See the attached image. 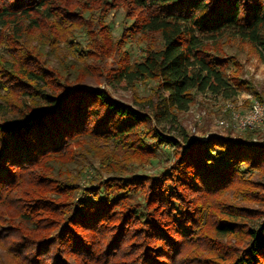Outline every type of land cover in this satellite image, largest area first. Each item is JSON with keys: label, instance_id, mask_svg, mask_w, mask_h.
Here are the masks:
<instances>
[{"label": "trees", "instance_id": "trees-1", "mask_svg": "<svg viewBox=\"0 0 264 264\" xmlns=\"http://www.w3.org/2000/svg\"><path fill=\"white\" fill-rule=\"evenodd\" d=\"M89 1L157 39L105 77L112 88L153 82L151 97L127 104L87 87L49 67L57 37L29 41L71 21L79 0H0V264H264V145L252 133L178 140L162 126L195 94L231 101L245 88L217 41L237 38L264 60V0ZM84 143L107 174L87 187L72 175ZM163 145L173 160L159 175L127 170Z\"/></svg>", "mask_w": 264, "mask_h": 264}, {"label": "rangeland", "instance_id": "rangeland-1", "mask_svg": "<svg viewBox=\"0 0 264 264\" xmlns=\"http://www.w3.org/2000/svg\"><path fill=\"white\" fill-rule=\"evenodd\" d=\"M89 4V0H79V7L75 9L71 21L54 20L61 26L38 29L29 34V41L36 43L40 37L45 40L57 37L56 48L46 46L45 51L48 53L46 57L50 59L47 62L49 67L60 69L62 73L75 70L74 76L77 75L79 79L86 77L87 87L104 88L113 98L127 104L151 97L150 89L154 85L153 82L140 81L132 86L120 84L112 88L105 77L108 76L107 69L113 60L125 59L129 63L140 61L146 45L154 43L157 39L148 37L146 39L143 35L125 31V26H128L132 19L126 17L124 9H111L105 15L99 7L95 9L86 6ZM71 25L72 28L69 27ZM217 42L224 55L230 59L233 57L240 65L238 80L247 82V85L240 89L238 95L231 101L195 94L194 102L189 108L177 113L178 123L173 127L165 126L163 123L165 130L162 129L169 132L166 134L169 137L180 140L186 135L189 139L200 142H205L210 135L238 142L244 140L248 133H252V141L264 145V121L253 130H239L230 116L231 111H235L238 116L244 115L254 102H258L264 109V60L259 59L251 45L237 38L222 36ZM108 48V53L105 54ZM0 56L5 59L8 56L7 50L1 46ZM229 65L231 67V61ZM0 95L5 96V92L0 90ZM229 105H232L231 111ZM5 114L6 120H13L16 117L15 109L8 106ZM220 119L228 126H219ZM91 146L84 143L76 151L78 165L72 169V175L81 187H87L93 177H107L99 165V156L93 154ZM172 149L168 145L160 146L156 149L155 158L148 164L142 167L129 166L127 170L137 176L159 175L173 160Z\"/></svg>", "mask_w": 264, "mask_h": 264}, {"label": "built area", "instance_id": "built-area-1", "mask_svg": "<svg viewBox=\"0 0 264 264\" xmlns=\"http://www.w3.org/2000/svg\"><path fill=\"white\" fill-rule=\"evenodd\" d=\"M232 105H229L231 111ZM232 120L236 122V126L239 130H253L258 127L264 121V109L258 102L251 104L249 110L242 116H238L235 111L230 112ZM219 126L227 127L228 124L220 119L218 121Z\"/></svg>", "mask_w": 264, "mask_h": 264}]
</instances>
